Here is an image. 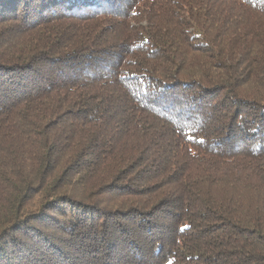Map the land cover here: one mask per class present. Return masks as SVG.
I'll return each mask as SVG.
<instances>
[{"label":"trees","instance_id":"1","mask_svg":"<svg viewBox=\"0 0 264 264\" xmlns=\"http://www.w3.org/2000/svg\"><path fill=\"white\" fill-rule=\"evenodd\" d=\"M0 264H264V0H0Z\"/></svg>","mask_w":264,"mask_h":264}]
</instances>
